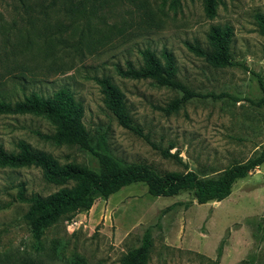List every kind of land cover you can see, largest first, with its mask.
<instances>
[{
    "label": "rangeland",
    "instance_id": "1",
    "mask_svg": "<svg viewBox=\"0 0 264 264\" xmlns=\"http://www.w3.org/2000/svg\"><path fill=\"white\" fill-rule=\"evenodd\" d=\"M264 0H220L217 15H205L203 0H0V99L16 101L37 92L70 89L83 104L91 145L125 163H143L159 173H221L264 147V35L257 14ZM213 25L232 28L233 66L214 67L187 43L208 48ZM167 49L177 79L201 96L179 110L166 107L183 92L151 79L123 78L117 65L142 62L140 51ZM108 76L126 97L144 137L123 127L106 107L94 77ZM42 115L0 114V144L18 151L25 141L61 164L100 170L98 156L77 145H58ZM175 157H165L161 150ZM62 185L48 182L36 166L0 167V264H120L152 236L148 264H264V163L238 179L230 195L200 204L191 191L153 196L146 184H129L97 197L88 210L62 216L35 234L25 219L28 203Z\"/></svg>",
    "mask_w": 264,
    "mask_h": 264
},
{
    "label": "trees",
    "instance_id": "2",
    "mask_svg": "<svg viewBox=\"0 0 264 264\" xmlns=\"http://www.w3.org/2000/svg\"><path fill=\"white\" fill-rule=\"evenodd\" d=\"M178 2L179 0H172V5L176 6ZM219 3L220 0H203L205 15L209 18L215 17ZM257 22L259 32L264 35V14H257ZM232 35V28L229 25H213L207 34L208 48L199 42H189L187 45L214 67L233 66L235 63L232 61L230 51ZM140 54L142 57L140 65L136 66L133 62L127 61L124 67L117 65V74L123 78L136 80L151 79L160 86L180 89L183 95L162 108L167 113L179 110L192 97L201 96L177 79V64L171 51L165 49L159 56L147 48L141 50ZM94 80L101 87L106 107L118 122L156 147L135 123L120 87L108 76H96ZM258 81L263 96L256 104L264 105V81L262 78ZM0 114L42 115L55 129L52 135L38 133L43 138L58 145H77L91 150L99 159L100 170L95 171L78 163L61 164L52 155L33 149L25 141L18 143L16 152L8 151L0 144V167L17 168L33 165L42 170L48 182L62 185L58 191L47 196L40 194L28 196L25 185L23 183L19 185L17 199L28 203L25 219L35 234L51 226L64 215L90 209L97 197H108L136 182L146 184L148 192L153 196H174L182 191H191L200 204L220 201L230 195L238 179L245 178L250 171L264 163V147L256 156L244 162H236L211 177H200L193 170L159 173L143 163H125L109 153L94 150L89 131L83 122V104L68 88H60L47 96L31 92L16 101L0 99ZM161 152L165 157L179 158L168 150L162 149ZM2 207L0 203V208ZM151 246L152 236L146 231L143 242L130 250L120 264H148Z\"/></svg>",
    "mask_w": 264,
    "mask_h": 264
}]
</instances>
